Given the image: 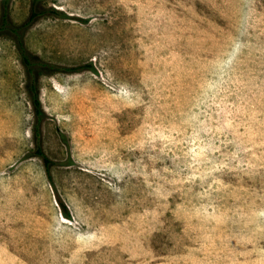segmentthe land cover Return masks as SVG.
Listing matches in <instances>:
<instances>
[{
    "label": "rangeland",
    "instance_id": "rangeland-1",
    "mask_svg": "<svg viewBox=\"0 0 264 264\" xmlns=\"http://www.w3.org/2000/svg\"><path fill=\"white\" fill-rule=\"evenodd\" d=\"M37 6L0 0V264H264V0Z\"/></svg>",
    "mask_w": 264,
    "mask_h": 264
},
{
    "label": "trees",
    "instance_id": "trees-1",
    "mask_svg": "<svg viewBox=\"0 0 264 264\" xmlns=\"http://www.w3.org/2000/svg\"><path fill=\"white\" fill-rule=\"evenodd\" d=\"M43 0H34V7H33V12L32 15L30 17L29 23L32 22L37 16L40 15L41 12H37L35 11L37 9V5H39L40 3H42ZM15 35L18 38V43L20 45V49H21V53L23 56V60L25 62L26 68H27V72H28V88L29 91L32 95V100H33V104H34V108H35V114L37 117V125L38 127L41 124L42 121V116L44 114V109L42 106V102L41 99L39 97V85H38V77H39V73L44 70V69H51L53 70V68L55 67H51L50 65H48L47 63L43 62V61H39V60H32V58L30 57L27 49L24 46V43L22 41V36H21V31L18 29L14 30ZM37 154L39 156H41L45 162V165L47 167V172L49 175V166L51 165V160L48 158V156L44 153V151L38 147V149L36 150ZM50 176V175H49ZM51 178V176H50ZM60 203L62 204L63 207V213L65 216L70 217V212L68 210V208L62 203V201L60 200Z\"/></svg>",
    "mask_w": 264,
    "mask_h": 264
}]
</instances>
